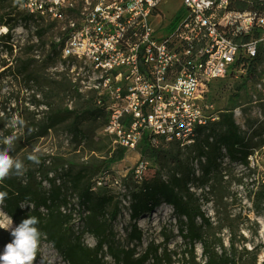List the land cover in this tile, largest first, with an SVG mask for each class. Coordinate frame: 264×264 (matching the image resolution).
Returning <instances> with one entry per match:
<instances>
[{"label":"rangeland","instance_id":"1","mask_svg":"<svg viewBox=\"0 0 264 264\" xmlns=\"http://www.w3.org/2000/svg\"><path fill=\"white\" fill-rule=\"evenodd\" d=\"M180 7V0H165L160 11L168 21L181 13ZM19 10L23 13L21 8ZM161 21L160 15L158 19L154 18L152 27L158 28ZM3 28L5 27L0 28V34L6 32V28L4 31ZM38 33L43 34L41 39H38ZM65 34L62 24L43 20H31V23L22 21L11 31L12 42L19 48L15 49L12 58L0 55V139L8 135L17 136L10 155L23 161L25 165L23 174L17 175L13 170L0 181V185L9 184L18 188L25 186L40 189L42 193H49L52 186L60 188L59 202L68 204L72 232L74 236L79 234L81 246L89 249L94 248L96 239L83 228L81 219L86 221L88 217H92L96 205L107 197H113L104 209L97 211L101 216L99 222L106 229L107 239L99 255L100 264H118V258L122 257L119 252L121 249L133 251V259H136L149 247H159V253L166 250L171 255L170 263L180 264L178 261L181 260V254L188 247L180 237L179 223L171 207L162 205L153 213L138 219L136 225L142 233L141 243L129 241L130 227L134 223L130 219V205L133 195L143 185L133 181L132 171L138 161L144 160L148 163L144 182L154 174L164 181H170L176 173L194 172L187 187L194 203L200 207L207 220L206 225L200 219L196 220L199 232L211 239H221L225 248H228V239L231 237L235 249L243 255V264H261L264 261V233L261 232L264 205L255 203L253 195L259 189L264 190V97L257 90V83L264 76V42L259 48L257 60L250 67L253 69L249 68L233 78L213 81L207 92V98L214 108L220 113L231 112L238 133L248 146L250 154L246 164L231 161L223 153L218 156L209 175L204 177L202 167L205 159H198L197 152L203 149L209 155L211 148L208 150L202 146L205 143L202 137L195 145L187 148L158 142L154 144L158 149L155 159L141 158L138 150L124 151L123 158L117 159L120 149L113 148L110 140L103 135L99 121L84 122L74 129L69 119L64 120L55 113L59 109L85 105L74 94L67 67L60 56L56 54V58L50 57L51 44H60L61 37ZM29 46V55L23 56L25 47ZM18 58L37 61L35 65L41 69L38 74L43 75L47 83L37 79L29 82L20 75L14 78L13 75H18L16 71L20 66ZM62 78L68 83V91L63 93L58 92L54 85L55 81L60 82ZM14 114L24 121L23 125L9 126ZM47 123L52 128L45 131ZM100 169L112 175H120L125 193L114 190L92 191L91 200L85 202L82 210L78 208L79 192L86 186L91 187L92 180ZM27 173L30 174L29 177L26 176ZM74 175L81 177L79 183L72 181ZM46 179L54 181L49 186ZM114 204L116 218L111 221L109 216ZM15 226L13 222V227ZM6 232L10 234V231ZM108 246L116 253L119 252L118 258L109 255ZM254 248L257 249L255 254H243L244 249L251 251ZM3 251L4 246L0 245V254ZM194 255L197 263L204 264L200 244H195ZM170 263L167 257L162 264ZM32 264L69 263L63 260L62 255L50 243L41 241Z\"/></svg>","mask_w":264,"mask_h":264},{"label":"built area","instance_id":"2","mask_svg":"<svg viewBox=\"0 0 264 264\" xmlns=\"http://www.w3.org/2000/svg\"><path fill=\"white\" fill-rule=\"evenodd\" d=\"M19 1L27 14L64 25L68 77L104 109L102 133L125 152L136 151L145 134L153 145H192L198 128L220 119L209 85L245 72L236 63L255 58L264 42V10L231 9L228 0H180L181 13L168 21L165 0ZM257 90L264 97V76ZM147 169L138 161L133 180L140 183ZM122 179L104 171L92 190L125 193Z\"/></svg>","mask_w":264,"mask_h":264},{"label":"trees","instance_id":"3","mask_svg":"<svg viewBox=\"0 0 264 264\" xmlns=\"http://www.w3.org/2000/svg\"><path fill=\"white\" fill-rule=\"evenodd\" d=\"M228 6L235 10H264V3L259 0H228ZM19 8H21V2L19 0H0V28H6V32L0 34V55L5 54V56L9 58H12L15 49L19 48L12 42L11 31L19 26L20 22L24 21L25 23H31V20L34 22L36 20L48 21L40 16L27 14L23 8H21L23 11L22 13ZM37 28H39V30L42 29L41 27ZM39 34L40 33L37 34L38 39H41L43 34ZM65 40L66 34L61 37L62 42H60V44H51L50 52L52 54L50 57L54 56L56 58V56L59 55L61 59V48ZM25 50L26 52H24L23 56H28L31 51V46L25 47ZM258 56L259 49L255 58L240 59L236 65L240 68L244 67V69L248 71L249 68L253 66ZM18 61L20 62V66L16 71L18 75L13 73L14 78L20 75L29 82H33L34 79H37V81L40 80L47 83L46 78L38 74L41 72V69L35 65L37 61L30 59L21 60V58H18ZM250 69H253V67ZM66 71L68 75V68ZM54 85L58 92L63 93L68 91V83L65 78H62L60 82L55 81ZM71 87L74 94L79 99H82L85 105L74 107L73 109L70 107V109H59V111H55V113L64 120L69 119L70 125L74 129L78 128L84 122L94 121H99L102 128L106 120L104 109L95 104L93 97L86 98L80 95L72 83ZM51 89L53 90V87ZM236 96L237 94L234 97ZM51 128V124L47 123L44 129L46 131ZM218 130H220V133H217ZM201 137L205 142L202 146L208 150L209 147L211 148L209 155H207L203 149H199L197 152L198 159H205V165L202 167V176L205 177L209 175L216 161L219 159L218 156H221L223 153H225L227 158L231 161H239L246 164V159L250 154L248 146L240 137L231 112L220 113L218 122L198 128L193 144L195 145V142L199 141ZM151 139L152 137L149 134H145L138 145L137 150L141 158L146 157L155 159L157 157L158 149L151 143ZM158 142L179 146L176 142L165 143L163 140H159ZM123 156L124 151L120 149L117 159H122ZM104 171L106 170L100 169L96 177ZM26 176L29 177L30 174L27 173ZM144 176L143 180L140 182V184L143 183V185L133 195V202L130 205V219L134 221L128 235L130 242L135 241L137 244L141 243L142 233L137 227L136 221L146 214L153 213L160 206L166 205L173 209V213L179 223L178 229L180 237L185 243L186 248L188 247V249H185L181 254V260L178 261L180 264H199L195 260V244H200L202 248L204 264H243V255L235 249V243L231 237L228 239V248H225L221 239H211L210 237L203 236L199 232L196 220L200 219L204 225H206L207 220L201 212L200 207L194 203L192 195L189 193L187 187L194 177V172H189L187 174L183 172L179 174L176 173L172 176L173 178L170 181H164L159 175L154 174L148 181L144 182ZM80 178L81 177L78 175H74L72 181L79 183ZM95 178L92 180L90 188L86 186L79 192L80 202H78V208L82 210H84L83 205L85 202L91 200L90 193L93 191ZM45 181L48 182L50 186V183H53L54 180L46 179ZM98 190L107 189L103 188ZM0 191H6L8 193L3 204V210L12 218L14 224L16 226L19 225L22 220L27 219L29 216L36 217L39 220L36 227L43 234L40 242L45 241L50 243L53 248L62 255L65 262L69 264H100L99 255L103 246L107 243V239L105 238L106 229H104V225L99 222L101 216L97 211L104 209L107 205L106 203L108 201L111 202L113 197H107V199L96 205L97 207H94L92 217H88L86 221L81 219L83 228L89 231L96 239L94 248L89 249L82 247L80 235L77 234L74 236L72 232L73 225H71V216L68 214V204L59 202L61 198L60 188L52 186L50 187L49 193H42L40 189H31L25 186L18 188L9 184H1ZM253 196L255 203L264 205L263 189L256 191ZM109 218L111 221L116 218L115 204L113 205V211ZM12 239L9 233L0 229V245L5 247ZM107 250L112 258L117 257V254L121 252V259L117 257L119 260L118 264H146L149 261H151L152 264H162L167 257L170 263L171 255H169L166 250L159 253V247L147 248L145 252L136 259H133V251H124L121 249V251L116 253L112 250L111 246H108ZM256 250V248L251 251L244 249L243 254L253 255L256 253ZM173 256L176 257V254L173 253ZM261 264H264V261Z\"/></svg>","mask_w":264,"mask_h":264},{"label":"clouds","instance_id":"4","mask_svg":"<svg viewBox=\"0 0 264 264\" xmlns=\"http://www.w3.org/2000/svg\"><path fill=\"white\" fill-rule=\"evenodd\" d=\"M23 124L24 121L14 114L9 126L16 127ZM16 140V135L3 136L0 139V181L8 177L13 170L17 175H21L25 169L23 161L10 155ZM7 196L6 191H0V229L10 231L13 239L5 245L3 254H0V264H32L43 235L36 227L39 220L29 216L13 227L12 218L2 210Z\"/></svg>","mask_w":264,"mask_h":264},{"label":"bare ground","instance_id":"5","mask_svg":"<svg viewBox=\"0 0 264 264\" xmlns=\"http://www.w3.org/2000/svg\"><path fill=\"white\" fill-rule=\"evenodd\" d=\"M5 30V28H3V31ZM261 232L264 233V223H261Z\"/></svg>","mask_w":264,"mask_h":264}]
</instances>
